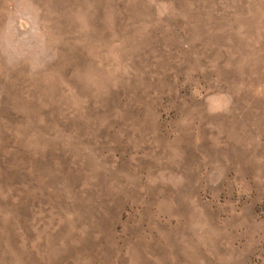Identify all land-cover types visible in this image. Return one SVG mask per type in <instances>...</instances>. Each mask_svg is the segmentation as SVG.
I'll return each mask as SVG.
<instances>
[{"label": "rangeland", "instance_id": "rangeland-1", "mask_svg": "<svg viewBox=\"0 0 264 264\" xmlns=\"http://www.w3.org/2000/svg\"><path fill=\"white\" fill-rule=\"evenodd\" d=\"M0 264H264V0H0Z\"/></svg>", "mask_w": 264, "mask_h": 264}]
</instances>
